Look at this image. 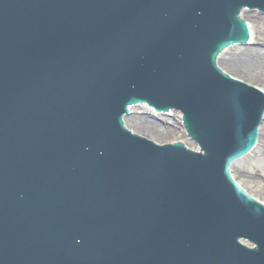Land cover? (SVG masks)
Masks as SVG:
<instances>
[{
	"label": "water",
	"instance_id": "95a60500",
	"mask_svg": "<svg viewBox=\"0 0 264 264\" xmlns=\"http://www.w3.org/2000/svg\"><path fill=\"white\" fill-rule=\"evenodd\" d=\"M244 7L264 0H0V264H264L228 168L264 92L215 63Z\"/></svg>",
	"mask_w": 264,
	"mask_h": 264
},
{
	"label": "bare ground",
	"instance_id": "6f19581e",
	"mask_svg": "<svg viewBox=\"0 0 264 264\" xmlns=\"http://www.w3.org/2000/svg\"><path fill=\"white\" fill-rule=\"evenodd\" d=\"M245 12H247L245 8L240 9L239 16L246 19ZM255 16L259 17V19H257V23L260 27V32L256 33V31L251 27V34L247 44L254 43L257 44L258 47H247L245 48V50L239 51L227 59H232L236 68L247 77L261 82L260 84H262L263 86L260 87H262L261 89L264 91V47H261L264 46V15L256 13ZM226 52L227 50H224L218 56V61ZM223 58L226 59V56H223ZM217 64L219 68L221 70H224V72L226 73V70L222 66H220L219 62ZM260 84L254 85L258 86ZM261 122L257 131V142L252 149L253 152L251 151V154H253L254 157H257L259 159L258 161L262 165H255L250 171H246L245 173L250 178V181L254 183V185L260 188H264V121Z\"/></svg>",
	"mask_w": 264,
	"mask_h": 264
},
{
	"label": "rangeland",
	"instance_id": "374dc122",
	"mask_svg": "<svg viewBox=\"0 0 264 264\" xmlns=\"http://www.w3.org/2000/svg\"><path fill=\"white\" fill-rule=\"evenodd\" d=\"M254 12L260 15H264V13L258 11L257 9H254V10H247V12H245V17H246V20L250 22L251 27L256 31V33H258L260 32V29H259L260 27L257 23V19H259V17L255 16L256 13ZM247 47L248 48L258 47V45L251 43V44H246L244 46H241V45L240 46L239 45L230 46L226 49L227 52L223 54V56H226V59H227L230 56H233L235 53L245 50V48ZM261 47H264V46H261ZM223 56L219 59V61L217 59V63L219 62L220 66H222L226 70V73H228L231 76L234 75L235 78H242L244 82H247L251 85L261 83L259 81H255L247 77L245 74H243L241 71H239L236 68L232 59L230 60L227 59L226 61V59L223 58ZM258 86L260 87L263 85L260 84ZM251 151L247 153L246 155L232 162V164L230 165V173L232 177L247 191L248 194L254 196L256 199L264 203V188H260L254 185V183L250 181V178L245 173L246 171H250L255 165H262L258 161L259 159L257 157H254L253 154H251Z\"/></svg>",
	"mask_w": 264,
	"mask_h": 264
}]
</instances>
